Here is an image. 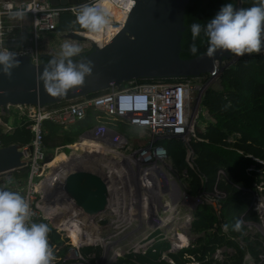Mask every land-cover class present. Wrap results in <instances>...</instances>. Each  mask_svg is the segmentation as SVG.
Returning <instances> with one entry per match:
<instances>
[{
	"label": "built area",
	"instance_id": "built-area-1",
	"mask_svg": "<svg viewBox=\"0 0 264 264\" xmlns=\"http://www.w3.org/2000/svg\"><path fill=\"white\" fill-rule=\"evenodd\" d=\"M103 2L111 13V24L106 29L109 34L106 30L102 32V38L106 37L107 40L122 26L133 0H128L127 3L123 0H86L64 6L52 5L48 0H0V50L8 49L24 54L30 62L37 64L41 55L38 49L42 44L37 38L43 32L54 30L61 10L79 14L84 4ZM111 8L119 10L118 18ZM17 12L30 16L31 33L27 35L30 42L11 48L10 45L19 40L25 24L23 18L15 15ZM4 17L9 20L8 23L3 22ZM80 31L82 33L85 30ZM90 38L93 45L102 43ZM72 43L81 47V53L91 48L85 46V40L72 39ZM142 78L151 80L139 81L134 77L125 80L122 87L118 86L120 82L111 83L103 92L72 96L57 105L8 102L0 105V127L3 130H10L14 126V120H17L25 122L31 133L28 142L17 145L21 151L20 159L24 161L20 167L26 170L19 193L31 206L30 223H46L58 232L60 238H64L65 249L62 253H58V248L52 245L55 255L52 264H112L117 258L130 252H144L155 241H167V250L172 251L179 245L187 246L190 236L185 228L179 232L176 227L173 231L184 235L186 243L174 242L173 231L171 235L161 232L160 227L166 225L172 217L171 210L167 208L177 204L180 197L189 202H198L196 205L211 200L201 197L202 193L211 191H200L193 196L184 191L185 194L182 195L175 179L169 174L167 176L163 170L164 164H167L169 170L170 166L164 146L157 142L163 136H179L187 143L194 136L193 124L203 86L191 80L190 76L173 81L162 80V77ZM89 108L98 111L93 115L94 122L81 129L72 143H80L87 138L94 144L86 145L85 148L75 147L70 143L68 146L71 152L77 150L99 157L97 168L110 173L108 178L104 177L107 188L104 208L90 214L82 211L66 196L56 199L57 193H54L53 202H46L50 189L42 183L46 174L41 177L43 169L48 166L43 159L47 150L43 142L45 130L41 124L42 119L52 120L65 127L81 119ZM102 117H110L135 128V134L142 139L133 141V136H127L99 120ZM187 151L190 152L189 149ZM120 178H124V182L117 183ZM164 193L176 196L171 197L169 202L163 197ZM158 206L162 207V212L164 210V216L158 213ZM168 213L170 215L167 218ZM101 219H105L104 222H100ZM187 219L188 215L184 218L186 223ZM184 220L179 221L178 225L181 226ZM65 225L68 227L65 228ZM179 226L178 229L181 228ZM70 233L79 238L86 235L92 238L89 242L79 240L74 243L70 239ZM189 242L191 245L192 241ZM82 246H90V249L83 252ZM247 255L245 252L243 257L247 259ZM161 257L170 261L165 251L161 252ZM128 264L137 262L131 260ZM184 264H198V260L189 258Z\"/></svg>",
	"mask_w": 264,
	"mask_h": 264
},
{
	"label": "trees",
	"instance_id": "trees-1",
	"mask_svg": "<svg viewBox=\"0 0 264 264\" xmlns=\"http://www.w3.org/2000/svg\"><path fill=\"white\" fill-rule=\"evenodd\" d=\"M77 15L78 13L69 10H61L54 30H86L76 22ZM38 60L46 61L47 58L41 54ZM213 74L216 84H205L198 97L196 118L198 123L202 122V127L195 128L194 136L187 143L179 136H163L157 142L166 150L171 173L183 176L184 190L188 195L212 191L213 187L223 193L216 198L218 213H215L210 203L201 202L191 212L189 228L197 235L191 245L172 251L167 250V241H155L144 252H130L117 258L112 264H128L131 260L137 264H184L189 258L198 260L199 264H242L245 252L258 258L259 241L256 237L244 235L241 229L234 230L233 225L240 215L245 219L256 220L255 210L249 205L250 194L257 190L256 184H264V49L260 54L235 55L230 63L218 66ZM211 75L208 73L190 77ZM185 77L189 76L161 79L173 81ZM124 83L125 81H121L118 86L122 87ZM105 90L102 88L86 95ZM64 101L65 99H61L48 104L57 105ZM96 113L98 111L89 108L81 119L65 127L52 120L42 119L47 151L52 152L55 144L66 148L64 144L72 142L81 129L94 122L93 115ZM207 116L210 119L205 120ZM99 120L134 137L136 129L129 125L110 117ZM30 135L25 122L14 120V126L10 130L0 127V145H21L29 141ZM187 149L190 150L191 165L186 159ZM25 174V168L18 167L11 171L10 178L23 180ZM221 224L229 226L226 232L221 229ZM49 228L50 246L54 245L58 248V253H62L65 249L63 239L54 228ZM234 236L243 239L244 249L236 245ZM222 245L232 246L234 251L220 262L212 257V252ZM88 249L90 246L81 247L83 252ZM162 251H165L170 261L161 257Z\"/></svg>",
	"mask_w": 264,
	"mask_h": 264
},
{
	"label": "water",
	"instance_id": "water-1",
	"mask_svg": "<svg viewBox=\"0 0 264 264\" xmlns=\"http://www.w3.org/2000/svg\"><path fill=\"white\" fill-rule=\"evenodd\" d=\"M52 5H75L86 0H48ZM250 7L256 0H134L122 26L107 40L92 47L73 62L92 61V72L82 86H76L62 97L50 96L39 79L44 67L54 57L43 54L46 61L34 64L26 55L17 54L19 66L11 78L0 72V105L8 103H49L86 94L130 78L176 77L213 74L218 64L233 53L217 50L206 55L207 37L202 31L196 39L197 56L189 52L191 24L202 26L224 3ZM63 36L85 40L80 30L68 29ZM263 50V49H262ZM21 151L15 143L0 145V172L20 167ZM47 151L44 161L50 160ZM92 170L74 168L66 172L59 187L82 211L95 213L104 208L107 188L104 179ZM101 219L100 222H104ZM171 249V248H170Z\"/></svg>",
	"mask_w": 264,
	"mask_h": 264
},
{
	"label": "clouds",
	"instance_id": "clouds-1",
	"mask_svg": "<svg viewBox=\"0 0 264 264\" xmlns=\"http://www.w3.org/2000/svg\"><path fill=\"white\" fill-rule=\"evenodd\" d=\"M127 3L128 0H123ZM134 3V0H133ZM16 16L23 18V12ZM76 22L92 33H102L111 24V13L102 4H84ZM192 43L189 52L197 56V37L203 31L207 37L206 55L212 57L217 50H227L237 56L260 54L264 49V0H256L250 7H235L224 3L215 15L203 26L192 23ZM81 47L65 42L58 57H53L44 67L39 79L52 97H62L76 86H82L85 77L92 72V61L73 62L80 56ZM17 53L0 50V72L11 78L12 70L19 66ZM32 210L29 202L16 191L0 188V264H52L55 258L49 244L51 231L46 223L31 222ZM243 221L237 219L233 225L239 231ZM224 229L227 231L228 225Z\"/></svg>",
	"mask_w": 264,
	"mask_h": 264
},
{
	"label": "rangeland",
	"instance_id": "rangeland-1",
	"mask_svg": "<svg viewBox=\"0 0 264 264\" xmlns=\"http://www.w3.org/2000/svg\"><path fill=\"white\" fill-rule=\"evenodd\" d=\"M3 22L8 23L9 20L6 17H4ZM23 23L26 24V26H24V29H23L24 35H26V37L22 36L20 38V40L17 41V43L10 45L11 48H18L22 45H27L30 42L27 39V37H28L27 35H29L31 33V31H30L31 30V23H30V16L29 15H26L23 17ZM60 33L61 32L53 30V37L52 38L48 37L46 40H44V38L47 37L46 35H42V34L39 35L37 38V41L40 40V42L42 43L39 46V49H38L39 52L41 54L52 55L54 57H58L60 54L61 45L65 42L72 43V39H69L68 37L63 36ZM88 36L90 37L91 33H89ZM88 36L85 39V46L90 48V47H92L93 42ZM52 43H53V46H52ZM234 56H235V54L231 55L229 58H227L223 62L219 63L218 66L222 67L223 65L230 63V61L233 60ZM191 80L200 84L203 87L205 84H211V85L216 84L214 74H212L211 76H208V77H205V76L192 77ZM197 112H198V109H197ZM196 117H197V113H196L194 124H193L194 130L196 127H198V128L202 127V122L198 123V120ZM208 119H210V118L207 116V118H205V120H208ZM131 136H133V135H131ZM140 139H142V137H138L136 134H134V137L132 140L133 141H139ZM182 140L185 141V139H182ZM43 142H44L45 148L47 150V147H48L47 146V139H45L44 136H43ZM59 151H61V152H59ZM56 152H58L57 154H59V153L63 154V152H64V154L68 157L71 155V149L69 146H67L66 148L56 146L55 148H53L52 154H55ZM76 152H79V151L76 150ZM186 159H187L188 164L191 165V154L189 151H187V153H186ZM167 163H169V162H167ZM66 164H67V160L64 159V160H62V166H58V165L57 166L59 168L60 167L66 168V171H67ZM55 166L56 165L46 166L42 171L41 177L45 176V174H47V176L52 175L53 170H51V169ZM59 168L55 167V169H56L55 171H58ZM163 170L165 171L167 176L169 174V176L171 178L175 179V184L177 185V187L181 191L182 195H184L185 194L184 193L185 182L183 180V176L172 174L171 171L169 170L167 164L163 165ZM10 174H11L10 172L9 173L8 172L0 173V188L20 192L22 189V186H23V182H22L23 180L12 179V178H10ZM124 180H125L124 178H120L117 180V183H120L121 181L124 182ZM122 185L125 186V184H122ZM256 189L257 190H253L251 192L250 199H249L250 207L252 209L256 208V209H254L256 216H257L256 220L245 219L241 215L239 216V220L243 221V224L241 227L242 233L244 235L250 236L251 238L256 237V239L259 241V244H258L259 251L257 253L258 258L255 259L252 255H250L248 252H246L248 254L247 257L248 256L249 257L248 258L246 257L247 259H245V257H243L245 255L244 254L242 256L243 257L242 258V264H249L248 262H250V263L253 262L254 264H264V184H262V183L256 184ZM58 191H60V189ZM48 192H49L50 196L46 197L45 201L51 203V202H53V197L56 195L57 192H53V188L52 189L50 188V190H48ZM54 193H55V195H54ZM204 194H206V195H204ZM222 194L223 193L221 191H219L217 188L213 187V191L207 192V193H202L201 197H203V199H205V200H208L209 198L211 199L207 203H210L212 205V207L215 210V213L217 214L218 213L217 212L218 206H217V203L215 201V197H217V196L221 197ZM175 196L176 195L173 193L170 196L168 195V193L163 194V197H165L167 200H169V202L171 201V197H175ZM60 197H61L60 194H58L56 196V198H60ZM197 203L198 202H195V201L189 202L186 199H183L182 197H180L177 204L175 203V204H173L167 208L168 210H171L170 212H171L172 217H171V219H169V222H166V225H163L160 227L161 232L162 233L164 232L167 235H171L172 231L175 230L177 226H179L178 225L179 221L184 220V218H186L188 215V219H187L188 224L183 223V221H182L181 226H179L181 228L178 229V227H177V231L181 232L183 230V228L186 229L188 235L190 236L188 239V242H187V245H189L190 244L189 241L190 240L193 241L197 236L196 234L191 232L190 228H189L190 220H191V212ZM161 208H162L161 206H158L157 211L159 214H162V216H164L165 212H164V210L162 212ZM169 215L170 214L168 213L167 218L169 217ZM174 215H177V217H174ZM223 226H224L223 224L220 225L221 229L224 232H226V230L224 229ZM173 233H174V235L176 234L175 231H173ZM176 235L180 236L181 234H176ZM233 238L236 240V245L239 248L244 249L245 243H244L243 239L240 236H234ZM180 246L181 245L176 247L174 250L178 249ZM233 251H234V248L232 246H227V245L218 246L212 252V257L216 258L218 261L222 262L223 259L225 258V256H228V254L230 255ZM198 264H199V261H198ZM224 264H226V263H224Z\"/></svg>",
	"mask_w": 264,
	"mask_h": 264
},
{
	"label": "bare ground",
	"instance_id": "bare-ground-1",
	"mask_svg": "<svg viewBox=\"0 0 264 264\" xmlns=\"http://www.w3.org/2000/svg\"><path fill=\"white\" fill-rule=\"evenodd\" d=\"M102 5H103V7L106 8L105 2H103ZM111 10L114 12V15L116 16V18H118L120 16V15H118L119 14V10H116L115 8H111ZM89 33H91V36L90 37H92L98 43L103 42L105 40V38H106V37L102 38V33H92V32L87 31V30H85L84 32H82V34H84L85 36H88ZM107 34H109L108 31H107ZM91 144H94V143H91V141L89 139L84 138L82 140V142H80V143L75 142V143H72L71 145H75V147L80 146L82 148H85L86 145H91ZM59 152H61V151H59ZM57 153L58 152H56L55 154H52L51 159L47 161V164L49 166L52 165V164L54 165V163L59 162L60 160H64L65 159V160H67V164H66L67 171L70 170V169H74V168H82V169H85L86 168L88 170H96L97 173H100L99 176H101L102 179H104V177H107L108 178L109 175H110V173H106L105 170H103V169L99 170L97 168L96 164L98 163V160H100L99 157H95L94 155H87L84 152H76V151H72L71 152V155L69 157L66 156L64 154V152H63V154L62 153L57 154ZM54 156H55V159H54ZM58 166H62V161L58 163ZM58 166H55V167L59 168ZM55 167H53L51 169V170H53L52 175L47 176V174H46L45 178L42 180V183L43 184H46V187L48 189H50V188L51 189L52 188L54 189L55 188V192H57L60 189L59 183L61 182L62 178L64 177V175L66 174L67 171H66V168H62V167H60L58 171H55L56 170ZM60 191L57 192V194H60L61 195L60 199L65 198V194L63 192L61 193ZM56 199H58V198H56ZM51 207H52L51 210L53 211V205ZM184 223H186V220H184ZM64 227L67 228L68 225H65ZM91 238L92 237L89 236V235H86L85 237L79 238L76 235H74V233H70V239L74 243H77L79 240H82L81 242H89V241H91ZM185 238L186 237L183 236V235L178 236L176 234L174 235V233H173V239L172 240L174 242L186 243L187 240Z\"/></svg>",
	"mask_w": 264,
	"mask_h": 264
},
{
	"label": "crops",
	"instance_id": "crops-1",
	"mask_svg": "<svg viewBox=\"0 0 264 264\" xmlns=\"http://www.w3.org/2000/svg\"><path fill=\"white\" fill-rule=\"evenodd\" d=\"M27 24H28V23H27ZM24 26H26V24L23 25V29H24ZM54 31H56V30H54ZM58 32H59V31H58ZM41 34L47 36L46 38H44V40H46L48 37H49V38H52V37H53V30H52V31H46V32H43V33H41ZM41 34H40V35H41ZM60 34H61V33H60ZM22 36H23V37H26V35H24V30H22V33H21L20 38H21ZM20 38H19V40H20ZM52 46H53V43H52ZM76 136H77V135H76ZM75 138H76V137H75ZM68 144H69V143H66V144H64V145H65V146H66V145L68 146ZM71 144H72V142H70V145H71ZM56 146H57V144L54 145V147H56ZM56 155H57V154H56ZM54 159H55V156H54ZM61 161H62V160H60L59 162H61ZM59 162L54 163V165L57 166ZM52 165H53V164H52Z\"/></svg>",
	"mask_w": 264,
	"mask_h": 264
}]
</instances>
